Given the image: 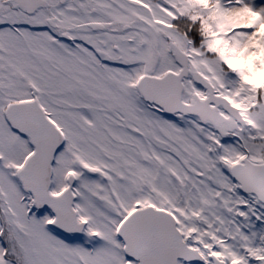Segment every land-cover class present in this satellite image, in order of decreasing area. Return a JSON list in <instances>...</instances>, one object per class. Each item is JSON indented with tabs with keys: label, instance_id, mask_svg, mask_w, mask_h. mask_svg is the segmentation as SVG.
I'll use <instances>...</instances> for the list:
<instances>
[{
	"label": "snow or ice",
	"instance_id": "6c2138e0",
	"mask_svg": "<svg viewBox=\"0 0 264 264\" xmlns=\"http://www.w3.org/2000/svg\"><path fill=\"white\" fill-rule=\"evenodd\" d=\"M0 264H264V0H0Z\"/></svg>",
	"mask_w": 264,
	"mask_h": 264
}]
</instances>
